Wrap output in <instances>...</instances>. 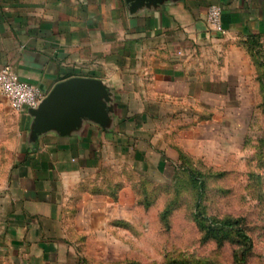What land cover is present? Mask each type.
I'll return each instance as SVG.
<instances>
[{"label":"crops","instance_id":"1","mask_svg":"<svg viewBox=\"0 0 264 264\" xmlns=\"http://www.w3.org/2000/svg\"><path fill=\"white\" fill-rule=\"evenodd\" d=\"M260 36L264 0H165L137 12L127 0H0V67L45 96L68 77L98 78L111 107L105 125L86 118L35 136L29 109L0 93V264L105 258L142 192L202 158L197 145L213 141L220 112L256 93L247 42Z\"/></svg>","mask_w":264,"mask_h":264},{"label":"rangeland","instance_id":"2","mask_svg":"<svg viewBox=\"0 0 264 264\" xmlns=\"http://www.w3.org/2000/svg\"><path fill=\"white\" fill-rule=\"evenodd\" d=\"M247 47L256 93L221 111L213 141L197 145L203 157L142 192L132 228L85 264H239L235 253L247 247L244 264H264V36Z\"/></svg>","mask_w":264,"mask_h":264},{"label":"water","instance_id":"3","mask_svg":"<svg viewBox=\"0 0 264 264\" xmlns=\"http://www.w3.org/2000/svg\"><path fill=\"white\" fill-rule=\"evenodd\" d=\"M165 0H127L130 10L137 12L144 6L158 5ZM110 92L106 84L95 77L71 76L57 82L39 106L29 108L33 117L32 133L56 129L69 133L86 119L107 124L110 118Z\"/></svg>","mask_w":264,"mask_h":264},{"label":"built area","instance_id":"4","mask_svg":"<svg viewBox=\"0 0 264 264\" xmlns=\"http://www.w3.org/2000/svg\"><path fill=\"white\" fill-rule=\"evenodd\" d=\"M209 19L221 27L222 11L218 6H210ZM0 93L7 95L18 110L35 108L45 97L39 86L23 80L10 64L0 67Z\"/></svg>","mask_w":264,"mask_h":264},{"label":"trees","instance_id":"5","mask_svg":"<svg viewBox=\"0 0 264 264\" xmlns=\"http://www.w3.org/2000/svg\"><path fill=\"white\" fill-rule=\"evenodd\" d=\"M209 230H213L214 231V227L212 226V225H209ZM235 236H233L235 239H236V242L238 243V242H240L241 240L240 239H238L237 237L239 236V233H236V234H234ZM219 240H220V238H219ZM248 250H249V247H247V248H244V249H242L240 252L239 251H237L236 253H235V257H236V260L238 261V263L240 264H244V260L246 259V257L248 256Z\"/></svg>","mask_w":264,"mask_h":264}]
</instances>
